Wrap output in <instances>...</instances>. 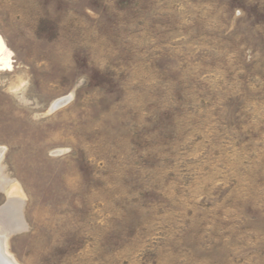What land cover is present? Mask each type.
<instances>
[{
    "label": "rangeland",
    "instance_id": "obj_1",
    "mask_svg": "<svg viewBox=\"0 0 264 264\" xmlns=\"http://www.w3.org/2000/svg\"><path fill=\"white\" fill-rule=\"evenodd\" d=\"M0 38L17 264H264V0H0Z\"/></svg>",
    "mask_w": 264,
    "mask_h": 264
},
{
    "label": "bare ground",
    "instance_id": "obj_2",
    "mask_svg": "<svg viewBox=\"0 0 264 264\" xmlns=\"http://www.w3.org/2000/svg\"><path fill=\"white\" fill-rule=\"evenodd\" d=\"M4 49L2 40L0 38V51ZM3 60L0 59V63H2ZM65 100H60L55 103V107H59L61 104H63ZM3 150L0 149V157L2 155ZM8 222V221H7ZM1 225V224H0ZM7 233L6 230L0 231V264H17V262L14 260L12 255L9 253L7 248Z\"/></svg>",
    "mask_w": 264,
    "mask_h": 264
}]
</instances>
